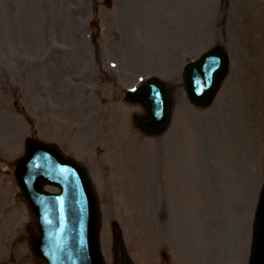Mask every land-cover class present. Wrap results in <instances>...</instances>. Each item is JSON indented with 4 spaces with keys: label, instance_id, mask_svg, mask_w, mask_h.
Segmentation results:
<instances>
[{
    "label": "rangeland",
    "instance_id": "rangeland-1",
    "mask_svg": "<svg viewBox=\"0 0 264 264\" xmlns=\"http://www.w3.org/2000/svg\"><path fill=\"white\" fill-rule=\"evenodd\" d=\"M157 6L169 17L157 22ZM130 28L134 38L123 34ZM249 34L264 38V0H0V264H37L25 237L33 219L11 170L35 133L88 163L107 264L115 221L136 264H247L264 180V93H249L247 69L259 63ZM216 44L229 73L215 101L195 107L181 68ZM108 60L130 74L106 77ZM149 69L175 88L174 121L153 137L134 127L142 109L122 97Z\"/></svg>",
    "mask_w": 264,
    "mask_h": 264
},
{
    "label": "water",
    "instance_id": "water-1",
    "mask_svg": "<svg viewBox=\"0 0 264 264\" xmlns=\"http://www.w3.org/2000/svg\"><path fill=\"white\" fill-rule=\"evenodd\" d=\"M220 54V63L225 62L227 65L225 53L220 51ZM214 57L208 53L204 58L211 61ZM220 78L217 81L212 76L206 78L203 75L202 81L195 77V86L200 91L197 89L196 93L189 92L193 101L199 104L210 103ZM149 91L150 88L146 90ZM165 91L169 96V101H166L170 109L171 98L167 89ZM164 95L160 90L152 93L150 100L155 108L144 103L148 116L145 119L135 117L136 124L148 133L162 131L168 123L170 112L166 116ZM27 152L26 157L16 164L14 171L20 189L19 196L28 202L36 217L37 225L30 236L34 256L47 264H105L98 234L101 217L97 196L83 166L66 159L54 145L35 137L28 138ZM45 183L60 186L62 192L55 194L45 191ZM257 205L250 264H264V185ZM114 233V264H134L126 253L117 226Z\"/></svg>",
    "mask_w": 264,
    "mask_h": 264
},
{
    "label": "bare ground",
    "instance_id": "bare-ground-1",
    "mask_svg": "<svg viewBox=\"0 0 264 264\" xmlns=\"http://www.w3.org/2000/svg\"><path fill=\"white\" fill-rule=\"evenodd\" d=\"M251 30H252V28L247 29L248 33ZM248 39H249V42L252 41V45L248 49V52H250L251 54L254 55V57L251 59H254V60L259 62V63H256V65L255 64H249V68L247 69V71H249L248 77L250 78L248 81L249 93L251 94V93L255 92V94L257 96L261 95V97H262V95H263L262 89H264V83H263L264 80L262 82L259 81V75L257 73V70L264 66V38L263 39H257L256 35L254 37L253 34H249ZM230 40L233 41L232 39H230ZM120 110L124 111L123 108H121ZM129 110H130V108H128V111ZM106 121H102V123L100 125L104 124ZM108 124H109V126L107 127V130L109 131L111 129L110 130V132H111L113 130V127H112L113 124L111 123V121H109ZM123 127H124V125H122V127H120V128H123ZM126 133H127V130H125V135H126ZM120 146H121V144H120ZM107 167H108V172L106 173V175L108 176L109 183H111L112 179H111L110 174L112 173V167L111 166H107ZM124 168H125L124 169L125 171H124L123 177H124L125 182H127L126 177H127L128 173L131 172V170H130V168L126 162H124ZM104 169H105V166H104Z\"/></svg>",
    "mask_w": 264,
    "mask_h": 264
}]
</instances>
